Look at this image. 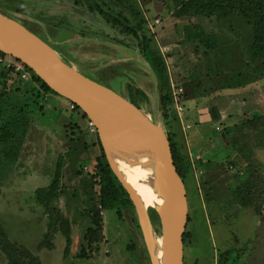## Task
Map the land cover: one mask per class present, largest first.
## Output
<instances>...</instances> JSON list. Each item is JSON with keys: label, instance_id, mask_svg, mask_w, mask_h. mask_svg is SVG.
Masks as SVG:
<instances>
[{"label": "rangeland", "instance_id": "374dc122", "mask_svg": "<svg viewBox=\"0 0 264 264\" xmlns=\"http://www.w3.org/2000/svg\"><path fill=\"white\" fill-rule=\"evenodd\" d=\"M90 1L127 16L126 25L163 58L160 83L133 35L109 27ZM176 10L169 0H0L1 16L118 93L181 146L188 165L183 264H264V60H252L251 28L237 14L176 17ZM15 64L0 57L5 117L29 125L16 161L0 166V225L9 240L41 264H151L145 236L162 235L158 214L146 208V230L123 197L118 211L100 209L96 130L30 71L22 79ZM54 98L65 102L56 106ZM212 107L220 117L211 118ZM56 110L71 120L76 114L84 126L69 121L58 129ZM57 162L61 176L50 196ZM0 264H7L1 252Z\"/></svg>", "mask_w": 264, "mask_h": 264}, {"label": "water", "instance_id": "95a60500", "mask_svg": "<svg viewBox=\"0 0 264 264\" xmlns=\"http://www.w3.org/2000/svg\"><path fill=\"white\" fill-rule=\"evenodd\" d=\"M0 18L8 20L1 15ZM8 21L24 31L36 48L29 49L18 45L0 28V53L18 60L52 92L78 107L94 126L105 159V143H113L125 153L142 159L153 176L171 188L167 217L153 210L161 219L166 264H183V234L188 215L186 190L173 164L170 146L165 137L118 93L83 75L57 57L20 25ZM209 113L212 119L218 118L215 107L210 108ZM106 161L118 180L107 159ZM118 182L120 183L119 180ZM128 197L139 210L145 229L150 230L147 207H142L129 195ZM234 211L236 210L229 212V215ZM145 239L151 264H156V257L150 245L153 239Z\"/></svg>", "mask_w": 264, "mask_h": 264}, {"label": "trees", "instance_id": "16d2710c", "mask_svg": "<svg viewBox=\"0 0 264 264\" xmlns=\"http://www.w3.org/2000/svg\"><path fill=\"white\" fill-rule=\"evenodd\" d=\"M73 1L75 2L76 0ZM90 3H92L91 6L95 7L100 16L103 17L104 22L109 25V27L112 29L116 28L121 35H133L136 40L137 50L140 51L141 55L160 83L166 72L164 60L163 58H160L161 56H153L151 51L144 45L143 41L139 39L137 35L138 30L132 29L126 25V21L128 20L127 16L122 15V17H115L102 11L96 3L91 1ZM169 5L173 9H177L175 11L176 17L222 16L223 18L228 19V17L230 18V15L237 14L244 21H246L251 28V43L249 51L252 60H264V0H169ZM125 42L124 46H131V42L129 40H126ZM1 56H4V54L0 53V57ZM15 61L19 62L16 59ZM24 67L30 71L26 66ZM30 73L41 83L45 92L55 94L38 77L34 76L31 71ZM3 87L4 78L0 76V166L11 165L16 161L25 140L27 128L29 127L26 119L5 117L7 115V109L2 93ZM160 88L161 87H159V89ZM167 99V96H162V109L164 108L163 104ZM166 140L170 146L173 164L179 177L183 180L185 178L184 172L187 171L186 167H188V165L183 163L184 159L182 156L183 152L181 146L176 142H171L168 139ZM100 151L101 155L97 158L96 164L93 168L98 175V184L100 187V209H116V211H118L121 203V197L124 198L127 204H131V201L109 168L102 148H100ZM60 176L61 165L60 162H57L53 178L48 186V193L50 196H53L57 191ZM69 242L70 240L67 238L64 250L65 256L68 254ZM0 252L5 256L7 264H41L38 256L32 255L23 245L10 241L1 225Z\"/></svg>", "mask_w": 264, "mask_h": 264}, {"label": "bare ground", "instance_id": "6f19581e", "mask_svg": "<svg viewBox=\"0 0 264 264\" xmlns=\"http://www.w3.org/2000/svg\"><path fill=\"white\" fill-rule=\"evenodd\" d=\"M0 28L18 45L29 49L36 48L27 34L8 20L0 18ZM105 154L112 170L131 199L142 207H150L167 217L171 188L159 182L142 159L131 153H125L115 144L106 142ZM150 243L156 264H166L162 235L156 236Z\"/></svg>", "mask_w": 264, "mask_h": 264}, {"label": "crops", "instance_id": "0c3cea01", "mask_svg": "<svg viewBox=\"0 0 264 264\" xmlns=\"http://www.w3.org/2000/svg\"><path fill=\"white\" fill-rule=\"evenodd\" d=\"M138 51V50H137ZM140 53V52H139ZM141 54V53H140ZM142 56V55H141ZM143 57V56H142ZM144 59V58H143ZM145 60V59H144ZM146 62V61H145ZM147 63V62H146ZM149 66V65H148ZM149 69L151 70V68L149 67ZM151 72H152V74H154L153 73V71L151 70ZM154 76L156 77V75L154 74ZM156 79H157V77H156ZM158 80V79H157ZM55 99V98H54ZM55 102H56V106H59L60 107V105H62V103L63 102H65V100H57V99H55ZM129 102V101H128ZM131 104V103H130ZM53 107H55V106H52V108ZM55 113H56V122H55V124L59 127L58 129H61L62 131H63V125L66 123V122H69V121H73L74 123H77L78 125H82V126H84V121L83 120H80V119H78V117H77V115L75 114L74 115V120H71L72 118L71 117H69V118H65V116H63V115H61V112H59V110H56L55 111ZM217 113H218V111H217ZM209 115H210V113H209ZM218 117H220V114L218 113ZM57 131V130H56ZM199 158V157H198Z\"/></svg>", "mask_w": 264, "mask_h": 264}, {"label": "built area", "instance_id": "2783aa9c", "mask_svg": "<svg viewBox=\"0 0 264 264\" xmlns=\"http://www.w3.org/2000/svg\"><path fill=\"white\" fill-rule=\"evenodd\" d=\"M7 67H10V65H8ZM15 67H16V69L17 70H21V72H20V75H21V78L22 79H28V77H29V75L26 73V68H24V66H23V64L22 63H20V64H18V62H17V64H15ZM68 106H69V109L71 110V111H75V113H81V111L78 109V107H76L74 104H72V103H68ZM176 108V107H175ZM182 108L181 107H177L176 108V112L178 113V114H180V112H182ZM89 126H90V130L91 131H93L95 128H94V126L92 125V123L90 122L89 123Z\"/></svg>", "mask_w": 264, "mask_h": 264}, {"label": "flooded vegetation", "instance_id": "af4514ba", "mask_svg": "<svg viewBox=\"0 0 264 264\" xmlns=\"http://www.w3.org/2000/svg\"><path fill=\"white\" fill-rule=\"evenodd\" d=\"M68 64V63H67Z\"/></svg>", "mask_w": 264, "mask_h": 264}]
</instances>
